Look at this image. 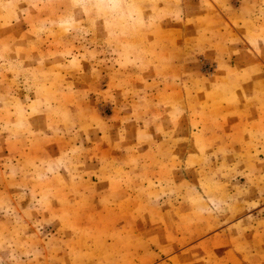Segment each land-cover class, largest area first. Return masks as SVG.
<instances>
[{
  "label": "rangeland",
  "instance_id": "obj_1",
  "mask_svg": "<svg viewBox=\"0 0 264 264\" xmlns=\"http://www.w3.org/2000/svg\"><path fill=\"white\" fill-rule=\"evenodd\" d=\"M262 62L264 0H0V264H264Z\"/></svg>",
  "mask_w": 264,
  "mask_h": 264
},
{
  "label": "crops",
  "instance_id": "obj_2",
  "mask_svg": "<svg viewBox=\"0 0 264 264\" xmlns=\"http://www.w3.org/2000/svg\"><path fill=\"white\" fill-rule=\"evenodd\" d=\"M262 63L264 64V62H262ZM262 75H264V74H262ZM254 78L255 79L253 81H256V85L257 86L253 87L254 92H252V93H256L262 88V87L259 86V84L261 83L262 80H264V76L257 75ZM253 81H252V83H253Z\"/></svg>",
  "mask_w": 264,
  "mask_h": 264
}]
</instances>
